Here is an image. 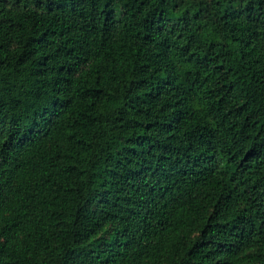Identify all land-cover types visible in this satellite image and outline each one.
Listing matches in <instances>:
<instances>
[{
  "label": "trees",
  "instance_id": "1",
  "mask_svg": "<svg viewBox=\"0 0 264 264\" xmlns=\"http://www.w3.org/2000/svg\"><path fill=\"white\" fill-rule=\"evenodd\" d=\"M0 264H264V0H0Z\"/></svg>",
  "mask_w": 264,
  "mask_h": 264
}]
</instances>
